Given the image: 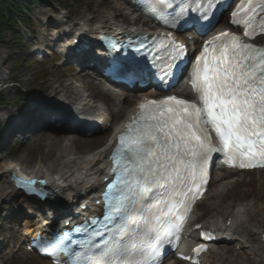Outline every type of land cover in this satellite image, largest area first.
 <instances>
[{"label": "snow or ice", "instance_id": "snow-or-ice-1", "mask_svg": "<svg viewBox=\"0 0 264 264\" xmlns=\"http://www.w3.org/2000/svg\"><path fill=\"white\" fill-rule=\"evenodd\" d=\"M192 2L201 5L197 20L208 21L220 0ZM173 4L148 0L149 11L158 17H165V9H172L168 16L176 15ZM257 9L264 12V0H242L231 13V22L242 26L250 39L258 29L264 33ZM184 55V46L174 41L152 54L154 66L163 62L164 83L180 71ZM114 70L130 78L143 72L138 62ZM190 81L198 103L169 96L140 104L138 117L120 135L112 156L120 179L109 203L115 216L107 229L110 239L101 247L89 241L79 251L70 241L68 247L57 245V259L67 252L69 259L78 258L77 264H162L163 246L179 240L191 203L207 183L213 153H224L225 163L232 166H264V48L221 33L204 46ZM47 118L59 117L48 113ZM213 132L220 147L213 145Z\"/></svg>", "mask_w": 264, "mask_h": 264}, {"label": "bare ground", "instance_id": "bare-ground-1", "mask_svg": "<svg viewBox=\"0 0 264 264\" xmlns=\"http://www.w3.org/2000/svg\"><path fill=\"white\" fill-rule=\"evenodd\" d=\"M119 9H121V6ZM131 20L134 21V23L138 22V20L133 18ZM86 22L91 25L85 33H87L89 39L93 42L99 38L101 33H109L118 30V25L112 23V20L108 18H102L95 25L88 19ZM121 28L128 32L137 31L136 29ZM70 41L72 42V40ZM73 77L75 79L74 81L62 82L59 85H51L46 88L40 97H44V100L39 99L42 100V102L37 100L35 104L43 108L42 110L46 114L56 113L58 117L61 116V110L58 109L60 107L69 110L70 114L74 115V113H76L79 116H86L88 110L84 109L83 102L89 100V103L92 104L93 98L87 96V90H85L86 88H84L81 83L84 82V80L88 85L92 84L94 86L95 83L92 79H83L81 75L76 73L73 74ZM1 81H5V78L3 77ZM104 92L106 91L104 90ZM187 93L185 88L180 87L178 89V94L180 96H186ZM110 97H112V100H110L108 106L98 107L97 111L105 116L106 121L112 119L117 122L116 126H118V122L122 120L121 123H124L127 117L134 113L135 109L126 108L119 102L121 96L117 94L110 93ZM62 117L64 118V122L69 118L68 114H62ZM79 119L83 122L82 120L84 118ZM15 123H17V121ZM61 127L62 128H59L58 131L53 130V133H35L28 138L27 144H30L31 140L34 139L38 142L40 148L38 152L39 159L35 166L32 165L31 161L25 159L20 160L18 156L16 162H19V166L6 164L0 167V200L5 199L6 201L14 202L15 205L19 207L16 210L17 215L27 211V214H25L26 217H28L27 215H33L31 210L37 208V202L35 203L33 200L22 198L21 193L16 192L8 181L10 172L16 171L17 168L23 172H29L37 177L44 178L52 192V196L58 199L57 204L63 205L65 210L76 204L81 205L83 200H88L91 194L98 191L97 185L101 181V177H103L106 158L110 153L109 145L111 143V137L107 139V136L104 137L106 141L101 147L81 153L80 150L82 148L92 147L98 144L103 137L94 136L87 139L74 135H57V133L60 132H69L66 127ZM230 174L232 173L219 170L214 175L211 180L214 185L213 188L208 190L204 200L198 204L193 214L194 217L197 216L199 214V206L201 207L210 197H213L214 205L216 206L213 208L215 215L204 220L203 224L208 228L217 230L228 239V242L220 241L211 246V249L206 255L205 264H240L239 260L242 257L238 259L239 257L232 256L231 246L234 245V243L241 246L243 255L252 244L264 248V243L260 239V234H264V230L255 231V229H258L257 227L260 226L261 222H254L255 216L260 210L259 192L261 191V186H264V177L258 179H244L242 177L251 176L253 174L264 175V171L239 173L236 180L242 184L243 190L240 195L249 198L240 203L222 205V201L230 197V193L234 187L230 183L227 184V181L230 182L231 180V177H228ZM261 196L264 200V192H262ZM219 209L222 211L219 212ZM52 216L53 214L50 213L48 215V220L52 219ZM228 220L232 221L230 225H228ZM25 223L28 224V228L26 229L27 233H31L32 227L37 225L35 222L29 220ZM256 251L257 249L254 248L252 250V255H255L257 253ZM243 257L245 259L243 258L244 262L241 264L264 263L263 261L261 263H256L249 254H245ZM39 261H41L40 263L42 264L48 263L47 261ZM168 264L171 263L169 262ZM175 264L182 263L176 261Z\"/></svg>", "mask_w": 264, "mask_h": 264}, {"label": "rangeland", "instance_id": "rangeland-1", "mask_svg": "<svg viewBox=\"0 0 264 264\" xmlns=\"http://www.w3.org/2000/svg\"><path fill=\"white\" fill-rule=\"evenodd\" d=\"M25 2L26 0H23L21 3L25 4ZM32 4L29 29H26L24 26H17L16 28H9L3 35L0 34V92L7 101L6 106L0 107V125L6 132L8 130V125L5 123L6 118L13 120L14 117L26 114V111L32 106L28 105V103L33 99H39L49 86L74 80L70 76L68 69L61 70L54 65L49 52H47L48 56L43 61L40 60V57L33 54L34 46L38 41L49 45L50 40L55 36L54 32L56 28H49V26H59L60 30H65V33L67 31L70 34L73 33L75 28L83 25L87 26V24L91 25L86 22L87 19L95 25L102 18H108L114 24L117 23L127 28L135 27L133 22L130 21L132 14L129 13L128 7L119 0H52V2L40 1ZM120 6L121 10L119 9ZM44 18L51 20V22H47V26L41 21ZM64 22H67V25H64ZM138 26L141 27V24L139 23L136 27ZM12 39H20L21 46L14 48ZM38 73L44 75L41 83L38 81ZM3 77L5 81H1ZM14 82H17V84L14 85ZM87 84L84 80L83 85L89 87V93L92 94L97 105L108 104L110 102V97L102 91L98 81L96 82L97 85L95 84L94 86L92 84L88 86ZM149 95L147 92L142 96ZM123 104L126 108H130L134 103L127 101ZM116 123V121H113L114 125ZM44 132L53 133L50 130L43 131L42 133ZM110 134L111 132L96 135L103 137L100 142L92 147L82 148L80 152L91 151L101 147L106 141L104 137L107 136V139L110 137ZM29 135L31 134L29 133ZM57 135L67 136L69 133L60 132ZM74 136L81 137L82 135L76 133ZM15 139L17 138L11 139V142H14ZM23 139H25L24 136ZM39 149L38 142L34 139L31 140L30 144H27V139H25V141L20 142L19 145L11 150H7L6 147L2 151L3 153H0V167L9 164L10 159L19 165V162H16L18 156L20 160L31 161L32 165L35 166L39 159ZM230 176L237 177V174H231ZM242 177L244 179H258L264 177V175L253 174ZM213 186L211 184V189ZM233 186L230 197L223 200L222 205L240 203L249 198L240 195L243 190L241 182ZM262 192H264V186H261V191L259 192L260 210L254 219L255 223L261 222V224L255 231L264 230V200L261 196ZM16 207L14 202L6 201L5 199L0 200V251L4 254V257L0 258V264H42L37 258L28 256L19 246L18 232L20 221H18L17 214L15 213ZM215 207L214 199L210 197L204 205H201L197 217L199 218L198 221L213 217L215 215L213 208ZM221 211L219 209V212ZM235 247L238 246H231L232 256H237L239 257L238 259L242 257L239 260L240 264L244 262L245 258L243 256L245 254L251 255L256 263L264 262V248L252 244L244 255L243 253L235 255L233 251ZM254 248L257 249V253L252 255Z\"/></svg>", "mask_w": 264, "mask_h": 264}, {"label": "trees", "instance_id": "trees-1", "mask_svg": "<svg viewBox=\"0 0 264 264\" xmlns=\"http://www.w3.org/2000/svg\"><path fill=\"white\" fill-rule=\"evenodd\" d=\"M22 0H0V34L2 35L8 27L15 26L16 16L19 20L27 23V19L23 16L22 12L29 13L30 6L21 5ZM40 1V0H28ZM16 43V41L14 40ZM6 99L0 94V107L6 106ZM1 135V129H0Z\"/></svg>", "mask_w": 264, "mask_h": 264}]
</instances>
